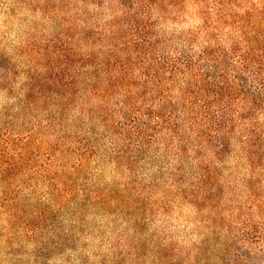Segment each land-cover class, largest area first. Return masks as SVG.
<instances>
[{
    "label": "rangeland",
    "instance_id": "rangeland-1",
    "mask_svg": "<svg viewBox=\"0 0 264 264\" xmlns=\"http://www.w3.org/2000/svg\"><path fill=\"white\" fill-rule=\"evenodd\" d=\"M111 29L148 56L134 91L82 106ZM189 56L225 95L210 125L197 78L171 71ZM200 247L197 264H264V0H0V264H195Z\"/></svg>",
    "mask_w": 264,
    "mask_h": 264
},
{
    "label": "trees",
    "instance_id": "trees-1",
    "mask_svg": "<svg viewBox=\"0 0 264 264\" xmlns=\"http://www.w3.org/2000/svg\"><path fill=\"white\" fill-rule=\"evenodd\" d=\"M116 5V4H115ZM117 7H119L118 5H116ZM128 10H130L131 12H134L135 9L134 8H129ZM148 27H146L145 29H147ZM148 30H145V38L143 39L144 44L147 46H155L154 43L152 42V37L149 35ZM158 42V41H157ZM105 43L106 44H102L101 48H97V44L95 42H93V46H94V50L96 51V53H94V57L92 54H89L90 57H92L93 63L92 68H90V75L87 72H83V73H78V78L75 81V83L80 86V85H84L86 84V86L83 88L84 92L87 94L88 97L86 96H81L80 99H82V106H93V103L96 105L100 104L104 98L109 94V91H111L112 89L116 88V86H120L121 84H123L125 87H131L130 91H134L135 87H136V79H138V77L136 75H129V69L131 64L134 61V57L135 55H138L139 57L141 55H144V58H146L148 55L143 53V50L145 49L144 46L139 48L141 46V44H136V50L134 52H130L127 51L126 52V48H123V46L125 45H129L127 43L126 40L122 39V37L120 36V34L117 32V30H110L109 34H108V38L105 39ZM208 57H209V53H207ZM211 58V57H209ZM180 59V58H179ZM216 59V58H214ZM219 59V58H217ZM216 59V60H217ZM151 62L148 61L149 65ZM157 64H161V62H159L158 60L156 61ZM167 63V62H165ZM178 63V61L176 62ZM167 65L169 66V63L164 65L163 67H167ZM172 66V70H174V73L177 76V74H179L178 72H176L177 70H182L180 67H184L185 70H189L191 71L190 73L192 74V77L197 78V82H193L191 83V85L193 87H196L198 90V93H200L202 95V98L200 99V101L203 103L201 108L203 109L202 111V116L209 121L208 119V115H210V109L204 110L205 108V104H206V100L208 98V96H210L211 94H215V96H225L222 93V90L220 87L219 90H212L211 89V85L209 84V82L207 81V79H205L204 73L201 70V67H199V71H198V67H197V63L195 61H193L190 56L187 60V62L182 63L181 66H178L175 63H171ZM169 66V67H170ZM149 67V66H147ZM168 67V68H169ZM245 70V69H242ZM79 72H81V70H78ZM165 73H168L169 70L164 69ZM199 72V75H198ZM196 73V74H195ZM180 74H183V72L181 71ZM89 75V76H88ZM88 76V77H87ZM223 78V75L221 76ZM154 78V77H153ZM88 81H91L90 83ZM198 83H200V86L198 85ZM71 85H75L73 81L70 82ZM145 83H140L139 84V88H144L145 87ZM227 86H234L233 84L227 82ZM228 89V87H227ZM226 89V90H227ZM168 92L169 94V88L167 87L164 91H162V93ZM193 92L192 90H190V93ZM239 93V92H238ZM237 94H233L232 91L230 90V95H231V100H229V102L226 104V106H223L221 108L222 111V116L224 117H229L230 116V108L229 105L231 104L232 106V102L234 101L235 95L237 96ZM217 94V95H216ZM102 99L101 102H98L96 99ZM98 110H100V107H97ZM83 111V110H82ZM186 114L189 113L188 111L185 112ZM230 113V114H229ZM172 117V114H168ZM159 119H162L161 116H158ZM206 125H210V121L207 122ZM209 128V126H208ZM208 128H203L202 131L204 132H208ZM199 131H201L199 129ZM219 132L221 133V137L220 139H218V145L214 146V149L212 150L213 153L216 155L218 162H222V155L225 154L227 152L228 149V140L229 138H227V134L229 133V130L226 129L223 125H221L219 123ZM246 144V142H245ZM198 160H200V158H198ZM213 162V159L211 160V162H209V164L207 165L208 167L214 168L211 166V163ZM197 167H198V174H206L207 171H210L212 169H208V168H204L202 167V165L200 164V162H197ZM201 169V170H200ZM207 173H212V172H207ZM205 248V247H204ZM197 250H194L195 252H189V256H187V258H183L186 259L187 261H192L195 264H197L198 262H201L203 260V252H202V247L200 248H196ZM204 251V249H203ZM196 254V255H195ZM191 259V260H190ZM219 260L222 263H225V253L220 254L219 256ZM188 262H186L185 264H187Z\"/></svg>",
    "mask_w": 264,
    "mask_h": 264
}]
</instances>
